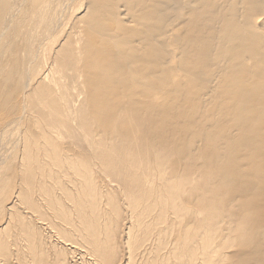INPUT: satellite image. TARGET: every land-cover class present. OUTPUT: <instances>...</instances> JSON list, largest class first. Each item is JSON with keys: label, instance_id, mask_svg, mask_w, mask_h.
Masks as SVG:
<instances>
[{"label": "bare ground", "instance_id": "1", "mask_svg": "<svg viewBox=\"0 0 264 264\" xmlns=\"http://www.w3.org/2000/svg\"><path fill=\"white\" fill-rule=\"evenodd\" d=\"M0 264H264V0H0Z\"/></svg>", "mask_w": 264, "mask_h": 264}]
</instances>
